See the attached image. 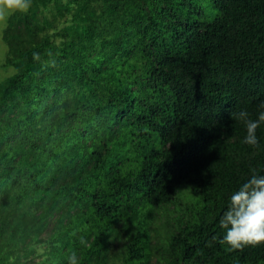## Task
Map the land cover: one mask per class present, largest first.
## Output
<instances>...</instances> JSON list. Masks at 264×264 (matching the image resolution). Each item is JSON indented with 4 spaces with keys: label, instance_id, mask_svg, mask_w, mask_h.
Returning a JSON list of instances; mask_svg holds the SVG:
<instances>
[{
    "label": "trees",
    "instance_id": "16d2710c",
    "mask_svg": "<svg viewBox=\"0 0 264 264\" xmlns=\"http://www.w3.org/2000/svg\"><path fill=\"white\" fill-rule=\"evenodd\" d=\"M2 38L0 264H264L220 243L264 175L230 115L264 110V0H32Z\"/></svg>",
    "mask_w": 264,
    "mask_h": 264
},
{
    "label": "clouds",
    "instance_id": "9594fccd",
    "mask_svg": "<svg viewBox=\"0 0 264 264\" xmlns=\"http://www.w3.org/2000/svg\"><path fill=\"white\" fill-rule=\"evenodd\" d=\"M32 6V0H0V27L6 28L8 18L16 12L27 13ZM264 109V102L260 105ZM233 119L243 121L246 126V136L242 143L258 146L257 129L264 123V110L258 114V119H251L247 110L230 114ZM251 178L243 183L230 196L228 209L220 219V225L226 229V235L220 241L229 245L232 250H242L246 246H257L264 243V175L252 170ZM81 243H84L81 240ZM38 251L42 252L41 247ZM67 264H80L75 251L67 256Z\"/></svg>",
    "mask_w": 264,
    "mask_h": 264
},
{
    "label": "rangeland",
    "instance_id": "374dc122",
    "mask_svg": "<svg viewBox=\"0 0 264 264\" xmlns=\"http://www.w3.org/2000/svg\"><path fill=\"white\" fill-rule=\"evenodd\" d=\"M4 28L0 27V82L5 80L6 78L12 76L15 74L16 70L13 67H5L3 66L7 57V51H8V46L7 44L3 41L2 35H3ZM171 212L174 214V208L171 207ZM166 217H163V215L160 213L159 214V220H158V225L162 224V221L166 223Z\"/></svg>",
    "mask_w": 264,
    "mask_h": 264
}]
</instances>
